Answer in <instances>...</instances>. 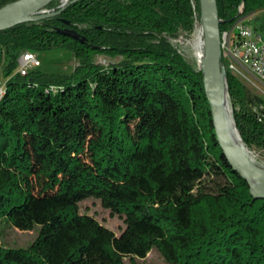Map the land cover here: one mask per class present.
Segmentation results:
<instances>
[{"label": "trees", "instance_id": "obj_1", "mask_svg": "<svg viewBox=\"0 0 264 264\" xmlns=\"http://www.w3.org/2000/svg\"><path fill=\"white\" fill-rule=\"evenodd\" d=\"M216 1L221 32L241 4L243 16L264 10ZM61 4L0 31V222L37 231L26 247L0 244V264H139L154 249L169 264H264V198L227 161L203 71L176 45L201 23L199 0ZM53 50L74 55L72 73H18L24 53ZM225 84L245 146L264 150L252 110L264 99L230 72ZM90 198L124 218L119 236L80 212Z\"/></svg>", "mask_w": 264, "mask_h": 264}, {"label": "water", "instance_id": "obj_2", "mask_svg": "<svg viewBox=\"0 0 264 264\" xmlns=\"http://www.w3.org/2000/svg\"><path fill=\"white\" fill-rule=\"evenodd\" d=\"M54 1H61L65 5L69 0H17L7 4L0 8V31L51 16L52 14H41V11ZM199 2L204 46V57L200 67L204 74L205 92L211 108L217 142L233 170L248 183L252 195L255 198H264V190L256 183L264 182V166L250 157L241 155L234 139H238L242 144L244 142L237 130L233 114L231 127L226 121L223 93L226 92L228 95V91L225 84V68L221 64L220 23L222 21L219 19L217 1L199 0ZM59 32L72 39H79V35L70 29Z\"/></svg>", "mask_w": 264, "mask_h": 264}, {"label": "rangeland", "instance_id": "obj_3", "mask_svg": "<svg viewBox=\"0 0 264 264\" xmlns=\"http://www.w3.org/2000/svg\"><path fill=\"white\" fill-rule=\"evenodd\" d=\"M201 23H198L197 28L193 31L190 37L186 40H180L176 44L183 54L184 58L192 65L199 66L202 60L199 59L198 55L202 54L200 51L199 37L201 35ZM252 27L264 37V11L256 13L251 21ZM174 43V42H173ZM175 44V43H174ZM40 60L41 65L37 68L44 70L49 73H66L70 74L73 72L78 62L74 55L66 50H53L47 52H41L36 54ZM121 61V58H109L103 55L97 56L95 62L99 65L108 67L117 64ZM5 64V55L0 52V85L2 86L4 80L1 76L2 69ZM18 71V70H17ZM247 88L261 98H264L260 91H256L250 86ZM229 99V98H228ZM230 103V100H229ZM230 108L233 109L230 103ZM257 156V162L264 166V150L253 149ZM80 212L88 214L96 218L101 224L112 230L116 236H119L122 230L125 228L124 218L118 215H112L110 210L104 208L101 202L97 199H86L80 202ZM37 231H21L15 229L5 222H0V244L8 247H26L36 237ZM139 264H169L167 263L162 255L157 250H152L144 259L138 261Z\"/></svg>", "mask_w": 264, "mask_h": 264}, {"label": "built area", "instance_id": "obj_4", "mask_svg": "<svg viewBox=\"0 0 264 264\" xmlns=\"http://www.w3.org/2000/svg\"><path fill=\"white\" fill-rule=\"evenodd\" d=\"M61 6H64V3ZM241 13L242 4L238 8V19L233 25L221 32L223 66L226 74L227 72L234 74L246 86L260 91L264 96V37L252 27V15L243 16ZM41 14H51V10L43 9ZM197 26L198 22L195 25V29ZM199 43L203 58L202 25ZM40 65L41 62L36 54L26 52L18 60L17 70L21 75H26L30 70ZM3 93L4 88L0 86V97ZM252 110L256 113L258 120L264 123V106H254Z\"/></svg>", "mask_w": 264, "mask_h": 264}, {"label": "bare ground", "instance_id": "obj_5", "mask_svg": "<svg viewBox=\"0 0 264 264\" xmlns=\"http://www.w3.org/2000/svg\"><path fill=\"white\" fill-rule=\"evenodd\" d=\"M200 59L203 61L202 54L199 55ZM223 102L225 107V116L226 121L231 127L233 125L232 123V111L230 108V103L228 99V95L226 92L223 93ZM235 146L238 149V151L241 153V155L250 157L251 159L255 160L257 162V156L253 150H249L244 144H242L238 139H234ZM257 184L261 186V189L264 190V182L257 181Z\"/></svg>", "mask_w": 264, "mask_h": 264}, {"label": "crops", "instance_id": "obj_6", "mask_svg": "<svg viewBox=\"0 0 264 264\" xmlns=\"http://www.w3.org/2000/svg\"><path fill=\"white\" fill-rule=\"evenodd\" d=\"M262 11H264V10H262ZM258 12H260V11H257V12H255V13H253V14H251L252 15V17L256 14V13H258Z\"/></svg>", "mask_w": 264, "mask_h": 264}]
</instances>
